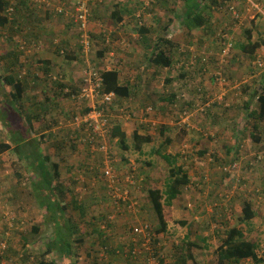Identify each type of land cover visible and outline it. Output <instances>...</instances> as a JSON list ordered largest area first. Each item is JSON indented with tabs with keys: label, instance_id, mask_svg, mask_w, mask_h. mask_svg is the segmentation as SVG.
Returning <instances> with one entry per match:
<instances>
[{
	"label": "rangeland",
	"instance_id": "rangeland-1",
	"mask_svg": "<svg viewBox=\"0 0 264 264\" xmlns=\"http://www.w3.org/2000/svg\"><path fill=\"white\" fill-rule=\"evenodd\" d=\"M37 1H30L28 8L27 6H19L20 3L17 0L16 7H19L18 10L16 9L15 18L18 27L14 28L13 23L0 28V53L5 55L8 50L7 46L11 45L12 50L18 54L20 63L26 65V67L25 65L21 67L19 63L17 64L16 72L19 71V77L24 76L26 70L38 74V77L44 75V67L36 65V58L33 61L34 52L40 54L41 48L61 45L62 40H66L68 49H71L70 45L77 46L78 52L76 49H71L73 55L80 57L83 53V51L81 52L82 49L80 50L78 26L75 18L70 17L67 19L65 14L53 11V8L58 6L59 0H49L50 6L46 2ZM76 1L60 0L59 5L66 2V11L70 14L71 11L68 5ZM258 1L261 3L264 12V0ZM234 3L242 15L241 20L232 17L227 4V6L215 5L213 9L208 10L210 29L214 27L212 32L202 29L189 32L183 25L181 18L186 8L184 0H91L92 16L90 24L95 25V30L98 33L104 30V35L98 34L99 37H94L90 32L94 47L93 60L97 58L95 55L99 49H106L107 54H105V62L104 59L100 61L98 56L99 64L96 65L94 61L90 63L94 64L97 70H104L109 66L115 68L120 65L122 67H119L122 83L127 84L129 79L128 83L135 90L129 98L128 107L120 106V102L115 100L112 105L108 104L107 110L113 111L114 118L111 122L113 128L116 130L117 128L122 129L121 125L124 127L127 143L131 148L128 150L123 149L120 145V137H113L116 135L115 133L106 138L109 144L108 152L92 150L84 142L76 139V145L73 146V139L82 133L74 123V116L77 113H82L83 108L87 105L86 103L74 102L75 109L70 110V113L76 110L75 112H78L75 115L72 113L67 115L50 112L49 114L42 113L38 118L32 117L33 121L42 120L35 122L36 126L29 130L27 124H30L32 119L30 120L28 116L32 113L40 114V110L45 111L42 108L46 105L45 109H49L51 103H47L45 94L41 91V88L44 87L41 85L42 77L32 78L26 76L23 80H25V83L27 82L29 93H27L28 97L26 96V98L30 105L24 104V98H21L16 105L12 103L11 106L4 105L6 108L1 107L0 142L18 138L23 132V136L31 141V143L27 142L26 144L32 146L37 142L40 143V139L35 140L34 136L43 138L45 135L44 141L47 143L45 142L44 148L39 146L40 151L46 153L48 148H52V151L49 152L58 150L64 154L65 158H70L69 162L65 164L68 169L63 170L64 167H62L58 178V185H62L65 189L60 194L56 189V194L53 195L57 201L65 205V219L59 222H52L48 219L49 213L45 209L46 206L42 205L48 196L42 198L39 195V189L33 184L39 177L36 176L38 173L36 170L32 172L29 163H27L31 160L29 155L31 149L34 150V148L24 145V147L19 148L21 152H16L17 149L15 148L8 152H0V162L4 160L3 165L0 166V200L2 203L0 213V264H39V261L43 258L55 260L57 264H101L103 262L106 264L105 261L109 255L118 256L119 254L110 251L109 244L101 246V248L98 245V249L93 253V256L85 254L86 250L90 248V244H93L90 242L92 236L99 235L102 230H107L106 225L103 227V223L105 221L110 223L116 219L117 207L115 206H120L118 211L122 210L121 212H124L130 208L128 205L131 204L115 202L117 201L115 192L108 187V182L103 176L104 167L110 163L114 166L115 175L120 181L119 188L122 192L127 189L130 190L129 197L134 202L132 206H136V204L140 206L144 202L143 199H145L144 204H152L149 197V188L164 190L169 175V164L156 152V149L163 144L164 140L160 134L161 127L166 128V135L174 138L173 144L167 149H163L162 152L179 153L178 162L184 164L192 179L190 184L186 186L182 196L174 200L173 213H170L173 220L169 221L170 228L165 231L168 234L161 232V237L157 236L152 243L153 248L157 250L156 255L159 256V261H166L167 264L180 263L179 254L182 247H178L181 246L182 241L188 239V236H192L196 221L194 220L195 222H192V224L189 223L192 226L191 229L190 226L188 228V226L185 227L186 225H178L177 222L183 220V218L191 220V216L196 215V213L190 214L195 206H203L200 214L207 219L209 213H212L209 211L211 206L216 209L215 206L224 204L226 195L229 196L226 197L227 199L232 198L238 189L241 190L246 187V183L251 187L260 186L264 180V169L260 165L264 161L254 164L255 167L252 171L249 170V165L241 167L234 175H229L224 171V166L226 167L234 160H240V156H247V159H243V161L253 160V157L263 149L260 146L261 144L254 141L248 144L243 139H251L250 136L258 133L257 130L261 133L264 128V123L257 116H248L251 109L249 111L245 110L247 102L245 97L250 96L249 101L255 98V92L263 85L264 78L256 76L261 70L253 69L255 65L258 66L255 62L257 53L264 52L257 51L255 55L249 56L238 51H231L229 56L225 58H222L221 54L224 43L228 42V38L225 41L222 39L224 36L230 37V42L235 45L236 49H240V42H248L245 34L246 29H252L253 40L264 38V13L259 12L262 15L256 18L254 25V22H251L249 17L246 16L247 11L243 10L244 4L241 5L240 0H235ZM118 4H120L119 8L121 10L125 8L128 10V13L125 12L124 21L120 23L111 16ZM46 11L51 13L45 15ZM69 14L66 15L69 16ZM68 21L71 25L69 27L67 26ZM142 25L149 28L146 35L148 45L155 44L156 38L154 41V36L168 37L169 40L177 44L167 50V53L173 57L175 65L158 68L151 63L152 52L147 48L146 42L141 39L140 33L137 31ZM33 29H39L41 36L34 35ZM29 32L32 33V36H28ZM203 33L204 37L201 36ZM7 36L9 37L6 38ZM113 46L117 50L114 51ZM63 50V52L59 50V53L66 55L67 50L64 48ZM9 56L7 55L3 60L6 65H10L9 63L12 62V58ZM91 57V55L90 57L86 56V60H91ZM204 58L206 61H204ZM67 63L70 62L65 64ZM80 64L77 68L83 72L87 65L83 68L85 64H82L81 61ZM236 65H238V69L233 68ZM4 67L0 63L1 103L10 102L11 100L4 90L5 80L2 76L9 72L7 69L4 70ZM182 72H186V77H179ZM260 74L262 77L264 71ZM131 77H134L135 80H131ZM171 77L176 80L171 84H167L166 79ZM132 81H134L133 84ZM31 82L35 83L33 88H30L29 83ZM69 89L72 91V88ZM173 92L177 94L174 104L168 101L165 102L162 99ZM222 93H225V95L223 96ZM58 98L62 101L66 97L59 96ZM70 99L72 100L71 97ZM65 102L67 103V101ZM252 106L254 109L259 107L256 103H253ZM208 108L209 113H207ZM123 113L126 114L124 118ZM243 113H246V115H243ZM245 120L247 121L245 122ZM43 123L48 126L49 131L42 128ZM231 124L235 128L229 131L227 128ZM248 126L249 131L247 130ZM69 129L71 130L69 131ZM114 129L112 132H114ZM136 129L142 134H149L152 137V141L144 145L142 153L133 147V132ZM181 130H186V134L182 138L180 135ZM58 144L59 146H57ZM61 146L69 154L65 155ZM227 146L231 149L234 148V150L226 151ZM236 146L240 147L239 151L235 150ZM24 153L28 155V157L25 156L24 163L29 169L28 175L31 178L27 182H22L21 179L20 181L21 174L15 172L19 158ZM107 156H110V159H106ZM36 158L38 159V156ZM73 160H76L77 163H74ZM104 160H106V163ZM41 164L43 162L39 163V168H41ZM8 170H10V173H6ZM1 174L6 177L4 178ZM129 174L135 175L130 179V183L126 181ZM246 174L249 180L245 179ZM74 181L76 185L73 186ZM216 181L218 184L214 183ZM128 183L131 185L128 186ZM256 189H260V192L254 190L256 194L264 199V192L261 193L263 188L257 187ZM99 196L102 197L99 198ZM48 199L52 202L54 200V198L49 197ZM242 205L243 202L238 201L236 208L239 211H234L236 217L239 218L237 220L239 225H237L245 232L246 229L243 227L246 223H249L250 227L248 233H246L247 238L256 241L259 248H262L264 246V217L260 216L257 220L252 219L244 222L241 220L243 213L240 209ZM262 209L264 210V206ZM214 214H217V210ZM109 216L114 217L109 220ZM218 217L222 219V216ZM143 220H147L152 225L153 232L158 235L157 226L159 225H157L158 220L153 208L150 209V217ZM196 220H199V225L203 223L201 217ZM213 220L217 221L218 219L214 216ZM59 223H66L67 226L59 228ZM73 224L78 229V233L73 228ZM33 227H39V232L33 230ZM58 228L59 231H67L69 236L71 231L76 232V237L82 234L81 231L85 230L86 232L83 234L85 236L83 242L73 241L71 256L64 255L56 248L48 252V244L53 236V240L56 239L57 241L56 245L60 247L65 245L63 240L69 239L67 237L65 239V234H61L62 237L60 235L55 237ZM220 228L221 232L218 229L214 232L218 238L223 239L225 236L223 233L227 227L224 225L223 228ZM212 229L203 228L204 231L201 230L200 232L205 234V232ZM125 230L126 227L122 229V238L129 237L128 232H125ZM119 231L121 230L119 229ZM102 235L105 234L102 233ZM160 239H162V244L158 242ZM125 240L127 241V238ZM169 240H173L172 247L170 244L166 246V241L169 242ZM177 240L181 242H177ZM126 244L127 242L122 243L121 248ZM174 245L179 246L173 247ZM105 246H107V249H105ZM215 251L217 254L214 257L209 258V260L202 258L203 262L201 264H220L221 259L218 258V251ZM161 253L164 255L162 258ZM145 255L147 253L142 254L137 262L147 264ZM128 258L122 256L119 260L121 264H127ZM163 261H160L159 264H163ZM208 261L209 263H207ZM243 261L244 264H264V262H254L252 259Z\"/></svg>",
	"mask_w": 264,
	"mask_h": 264
},
{
	"label": "trees",
	"instance_id": "trees-1",
	"mask_svg": "<svg viewBox=\"0 0 264 264\" xmlns=\"http://www.w3.org/2000/svg\"><path fill=\"white\" fill-rule=\"evenodd\" d=\"M30 1L33 0H21L19 6H27L29 8V3ZM186 3V8L185 11L183 13L182 18V22L183 25L187 28V30L189 32H193L197 29H202L204 31L207 32H212L213 28L210 29L211 24H209L210 22V15H209V11L211 9H213L215 7V5L217 6H225L226 4L229 5L233 4L235 2V0H184ZM237 1V0H236ZM241 5L244 4V8L245 9V0H240ZM9 1L8 0H0V28L5 27L7 24H13L14 23V28L18 27L17 26V22H16V18H15V14H13V17L10 19V17H8L5 14V10L7 8V6L9 5ZM240 4V3H239ZM226 5V6H227ZM18 6V7H19ZM120 4H118L116 7V9L112 12L111 16L116 19V21L118 23L124 21L125 19V12L128 13V10L125 8L124 10H121L119 8ZM16 7V9L18 8ZM73 9V7H72ZM18 10V9H17ZM209 10V11H208ZM74 11V9H73ZM49 11H46V14ZM67 11H64V14L66 15ZM262 14H258L257 16H255L254 19H252V21L254 22L255 25V21L257 20L256 18L258 16H260ZM91 16H92V12H91ZM70 17H74V16H70ZM91 18V17H90ZM13 19V20H12ZM12 20V21H11ZM251 21V22H252ZM22 27V26H21ZM90 32L92 33V35H94V37H99L98 34H100L101 36L104 35V30H102L101 32L98 33V31L95 30V25L94 24H90L89 26ZM140 33V37L142 40H144V42H146L147 48H149V50H151L152 55H151V63L154 66H157L158 68H164V67H172L173 65H175L174 59L171 56V54L167 53L168 48H173L174 46H176L177 44L175 42H172L171 40H169L168 37H158V36H154L153 39L155 41L156 38V42L155 44L153 43L152 45H148V38H147V34L149 32V28H147L146 26H140L139 29L137 30ZM32 33L29 32L28 36H32ZM245 34L247 35V43H243L240 45L241 51L243 53H245L246 55L248 54L249 56H253L256 54L257 51H262L264 52V38L259 39V40H253V31L252 29H246L245 30ZM202 37H204V33L201 35ZM9 36H7L6 38H8ZM224 41L226 40L224 37L222 38ZM221 41V40H220ZM28 43V42H27ZM221 45V44H220ZM29 46V44H28ZM81 49L83 48L82 45L80 44ZM234 47V45H233ZM8 50L7 53L5 55H2L0 53V63L1 66H5L4 70L7 69L9 72L4 74L2 76V78L5 80V87L4 90L7 92V95L10 96L11 100L10 102H0V113H2L1 111V107L2 108H6L4 107L7 105H13L24 97V93L26 92V88H27V83L24 82L22 78V76L19 77V71L16 72L17 70V64L19 63V65L22 67L24 66V64L20 63V58L18 56V54H16L13 50L11 45L7 46ZM92 50L90 55L92 56V54H94V47L93 44L91 46ZM234 49V48H233ZM69 53H67L66 55L68 56ZM7 55H10L9 57H11L12 62L9 63L10 65H6L3 60L5 59V57ZM79 55V54H78ZM97 56H103L104 55V51L99 50L96 52ZM81 56H86L85 53H82ZM70 57H76L75 55H70ZM4 64V65H3ZM97 65V64H96ZM48 69V67H46ZM102 68V67H101ZM99 70V69H98ZM99 72L102 75V79H103V88L104 91L106 92H110V91H114L116 92L117 96H125L128 97L131 95V88H130V84H125V83H121L120 81V75H121V71L119 68H112L109 70H105L103 72H101V69L99 70ZM179 77L183 78L186 77V72H182L179 74ZM176 80L174 77L171 78H167L166 79V83L167 84H171L173 83V81ZM57 83V82H56ZM262 87L259 88L258 91H256V95H257V99L253 98L251 99L249 102H247L245 104L246 108L245 110L249 111L251 109V111L248 113V116L252 115L257 116L258 119H260L263 123H264V81L262 83ZM130 85V86H129ZM58 88H60V91L63 90L65 87H68V85H66V83H64L63 81H59L57 84ZM70 88H72L70 86ZM49 90L46 88H44L43 90V94H45V99L47 101V103H51L53 104V101L49 95ZM72 91L77 92V89L72 88ZM62 93V92H61ZM2 94V93H1ZM70 93L65 92V89L63 91V95L66 97H68ZM176 97L177 94L176 93H170L167 96H164L162 99L166 102H170L172 104H174V102L176 101ZM253 103H256L259 105L258 108L254 109L253 106L251 107V105ZM253 108V109H252ZM3 110V109H2ZM52 110V109H50ZM89 110V107L85 106L83 108V113H86ZM207 113H209V108L207 110ZM35 116V117H34ZM30 120L33 118H38L39 114L36 113H32L30 116ZM4 122H6L3 119ZM260 123V122H259ZM260 125V124H259ZM34 127L33 125V119L30 121V124L28 125V129L31 130ZM258 133H256L255 135H253L254 137H258L255 139V141L258 144L259 139H261L259 141V144H261V146L263 145L262 142L264 140V137L261 138L260 136V132L257 130ZM113 137H117L119 136L120 139V145L123 147V149L128 150L131 148V146L127 143V135L126 133H124L122 130H120L119 128H117L116 130H114ZM160 134L161 136L164 138L163 140V144L160 145V147H158L156 149V152L158 154L161 155V157L169 164V175H168V179L166 181V185L164 190L159 189V188H151L149 189V197L152 203V206L157 214V218L159 221V228H158V233L160 232H165L167 231L168 228V224L169 221L173 220L172 215H170V213L172 212L173 207V203L174 200H176L177 198L181 197L186 186L188 184H190L191 182V176L189 174V172L187 171L186 167L184 166V164L179 163L178 159H179V153L177 154H172L168 151L166 152H162L163 149H167L169 146H171L174 142V138L172 136H168L166 135V128L161 127L160 128ZM186 134V130H181V138L184 137ZM27 135V133H26ZM15 137V136H13ZM28 137V136H27ZM45 137V135L43 136ZM76 137V136H75ZM79 137V136H78ZM78 137L73 139V146H75L76 144V140H78ZM26 136H23V132L22 135L19 136L18 138H12L11 141H9L8 143H4V142H0V152H4L7 150H10V148H12V144L13 143H20L22 141H25ZM76 139V140H75ZM258 140V141H257ZM152 141V137L149 134H142L141 132H139L137 129L134 130L133 132V147L135 150L139 151V152H143V148L144 145L151 142ZM242 141V140H241ZM259 146V145H258ZM240 147L236 146L235 150L239 151ZM231 147L226 148V151L230 152ZM38 162L37 164L39 165L40 162H43V164H41V168L40 169V173H41V178H39L36 182H33L34 185L39 189V195H41L42 198L45 197H49V198H54L53 202L51 200V202L49 203V199L47 197L46 200L43 201L47 202L46 209H47V213L50 214V218L56 220L57 222L62 221V219L64 218V214H65V206H63L61 204L60 201H57V199L53 196L56 194V189L57 191H59V194L62 193V191L65 189L62 187V185H58V178L61 174V169H60V163H61V158L58 154L56 155H42L39 154L38 155ZM241 157V159H240ZM239 159L240 160H234L232 162L235 161H240L241 162V167L243 166H248L249 168L254 167V164H257L259 162L255 161V156L253 157V160H248V161H243V159H247V156H240ZM126 159V158H125ZM3 161L1 160L0 162V166L3 165ZM49 161V164H46V162ZM51 161V162H50ZM261 167L264 169V162L261 164ZM224 171H225V166H224ZM227 174H231L230 172L225 171ZM104 175V173H103ZM77 181V178H76ZM76 185V182H73V186ZM48 193V194H47ZM1 203V200H0ZM2 206V203H1ZM52 215V217H51ZM256 216V212L253 209L252 206H250V204L248 202H245L244 207H243V215L241 217V220L245 221H250L252 219H254ZM49 219V218H48ZM181 223V225H190L188 222L182 220L179 222V224ZM59 228L61 226H67L66 223H59ZM73 228L76 230L77 232V228L76 226L73 224L72 225ZM58 231L55 232V237H58L59 235L62 237L61 234H65V239L66 237L69 239L63 240V244H65L64 246H58L56 245V239L52 240L49 242L48 244V252L53 251L55 248L58 251H61L64 255L67 254H71L72 250H73V241H77L76 238H74V231H71V235L69 236L67 231ZM33 230H35L36 232H39L40 228L39 227H33ZM224 243L222 244V249H221V260H220V264H224L228 261H232L234 262L233 264L237 263L239 264V262L242 259H246V258H251L254 262L257 263H261L264 261V259H262L263 255L258 253V243L256 241H252L250 239L247 238V234L243 231L240 230L239 227H233L231 228L229 231L226 232L225 237L223 238ZM186 245H187V256L186 257H181L179 258V262L180 264H198L195 257L193 256V254H191V249L194 247H197L198 243H196L195 241H192L190 239V237H188V241H185ZM109 249V248H108ZM68 251L69 253H66L65 251ZM39 264H57V261L55 260H46V259H41L39 261Z\"/></svg>",
	"mask_w": 264,
	"mask_h": 264
},
{
	"label": "crops",
	"instance_id": "crops-1",
	"mask_svg": "<svg viewBox=\"0 0 264 264\" xmlns=\"http://www.w3.org/2000/svg\"><path fill=\"white\" fill-rule=\"evenodd\" d=\"M65 3L66 2H64L60 6H65ZM59 4H60V0H59L58 5ZM74 4H75V2H72V4L68 5L69 8H71L72 6H74ZM53 11H55V12L57 11L55 7L53 8ZM49 13H51V12H48L47 14L45 12V15H48ZM62 14H64V13H62ZM70 16H73V14L70 13L69 16L65 15V17L67 19H69ZM67 26L68 27L71 26L69 21L67 22ZM77 26H78V24H77ZM32 31H33L34 35H40L41 36L39 29H33ZM80 35H81V32H80V30L78 28V39H80ZM90 37H91V40H92V35H90ZM240 43L243 44L242 42H240ZM60 44L61 45H56V46H52L51 45L50 47L46 46L44 48H41V50L39 52L40 54L34 52L33 61L36 58L35 59V63H37L36 65H39V66H43L44 67V70H45V74L44 75L38 77L37 76L38 74H34L32 71H29V70H28L29 73L26 70V74L24 76L22 75V78H25L26 76H30L32 78H40V77H42L43 80H42V84L41 85L44 86V87L41 88L42 93H43L44 88L45 89L47 88L49 90L48 92H49V95H50V97H51V99L53 101V104L50 105V108L49 109H45L47 107V105L44 108H42L45 111L40 110L41 113L39 114V116L42 113L43 114H49L50 112L51 113H56V114H67V115L72 113L73 115H75L78 111L75 112L76 111L75 110L74 112H71L70 113V110L75 109L74 102L75 103H79V102L78 101L76 102V101L71 100L70 99V95H68V97L66 96V98L61 101L58 97L59 96L60 97L64 96L63 95V91L67 87H65L63 90L60 91V88H58V86H57L58 82L59 81H63L64 83H66V85H68V88H70V86H71L74 89H77V90L80 89L82 87V85H83V77H82L83 76L82 75L83 72H81V70L80 69L78 70V68H77L78 66L81 65L80 64V61H81L82 64H85L83 66V68H84L91 61L92 62L94 61L95 64H99V62L101 61V59H104L105 58V54H107L106 53V49H99V50L104 51V55L103 56H100V61L99 62H98V56L97 55H95V57H97V58L95 60H93L94 54L92 55L91 60L90 59H87L86 60V56H80V57L79 56H76V57H73L72 58V57H70V55L72 54L71 53V49H76V51H77V46L76 45H70L71 46V49H68L66 47V46H68L67 43H66V40L65 41L62 40V42ZM79 44H81V43H79ZM114 47L115 46L112 47L113 50L114 51H115V49L117 50V48L116 47L114 48ZM63 48L67 50V53H69L68 56L67 55H61L59 53V50H60V52H63L64 51ZM233 48H232L233 49L232 51L241 52L243 55L245 54V53H243L241 51V48L240 49H236L235 45H234ZM80 50H81V47H80ZM82 51L83 50H81V52ZM87 57H90V56H87ZM233 60H235V59H233ZM119 61H121V59H119ZM66 62H70V63L65 64ZM104 62H105V59H104ZM238 65L234 66L233 68L234 69H238ZM255 66H254V69L253 70H257V71L258 70H261L260 73H262V71H264V67H260V66H256L255 67ZM25 67H26V65H25ZM46 67H48V69ZM119 67L122 68L120 65H119ZM119 67H115V68H119ZM109 69H112V68L109 66L108 68H104V70H101V72H103L105 70H109ZM260 73H258L256 76L257 77H260V78H264V75L261 77V74ZM130 79L131 80H135L134 77H131ZM128 80H127V83H128ZM34 81H36V80H34ZM120 81L122 83L121 75H120ZM133 83H134V81H132V84ZM29 84H30V88H33V85L35 83L34 82H31ZM27 88H26V92L24 93V97H23L24 98V102H25L24 104L30 105V103L28 102V99L26 98L27 93H29V90ZM130 88H131V95L130 96H128V97H125V96H117V98L115 99L116 102H120L119 103L120 106L128 107V104L127 103L129 102V98H131V96L134 94V91H135V90L132 89L131 86H130ZM249 98H250V96L245 97V100H247V102H249ZM65 101H67V103ZM80 103H83V102H80ZM109 105H112V103L109 104ZM109 105H107V110H108ZM50 109H52V110H50ZM53 109H56V110L54 111ZM132 110L134 111V109H132ZM107 113L109 115V119L111 118V121L110 122H112V119L114 118L113 111H108ZM125 115L126 114L123 113V118L125 117ZM243 115H246V113H243ZM40 120H42V119H39V121ZM39 121H33L34 127L36 126V123L35 122H39ZM44 121H45V119H44ZM246 121L247 120H245V122ZM228 122L231 123L230 121H228ZM27 125H29V124H27ZM121 127H122V129H120V130H122L124 133H126L124 131V127L122 125H121ZM42 128H46V131H49L47 129L48 126H46V124H44V123L42 124ZM234 128L235 127L233 126V124H231V126H229L227 128V130L231 131ZM248 128H249V126L247 127V130H248ZM241 129H242V127H241ZM70 130L71 129H69V131ZM248 131H246V132H248ZM111 135H113V132H112ZM260 136H261V138L264 137V128L262 129V132L260 133ZM250 137H251V139L250 138H247V139H243V140L244 141H247L248 144L249 143L251 144V143H253V141L256 142L255 139L258 138L256 136L254 137L253 135L250 136ZM45 138L46 137H43V138H40L39 137V138H37L36 136H34V139L35 140L36 139H40L39 141H40L41 144L37 142L35 144H32V146H30L29 144H26L27 142L28 143H31L30 139H27L26 138V140H25L26 142L25 141H22L20 143H13L11 145L12 148H10V150L11 149H14V148L17 149L16 152H21V149H19V148L24 147V145L34 148V150L31 149V152H30V150H28L30 152L29 158L31 157V160H29L27 163H29V168L31 169L32 172H35V170L37 171L38 174L36 176L37 177L39 176L37 178V180L42 177L41 176V173H40L39 166L37 164V162H38L37 160L38 159L36 158L39 154H42L44 156L45 155H56V154H58L60 156V158H61L60 169L62 167H64L63 170H67L68 169V167H65V164L67 162H69V160H70V158H65L64 157V154L60 153L58 150H56L55 152H49V151H52V148H48V150L46 151V153L44 151L43 152L40 151L39 150L40 149L39 146H41V148H42L47 143L46 141H44ZM260 140L261 139H259V141ZM259 141H258V144H259ZM1 142L8 143L9 141H1ZM262 142H264V140ZM262 142H260V143H262ZM48 144H49V142H48ZM57 146H59V144ZM61 148H62L63 152L65 153V155L69 154L68 151L67 152L65 151V148H63V146H61ZM58 149L60 150V148H58ZM10 150H7V152L10 151ZM29 152H26V153H29ZM26 153H24V155H22V157L20 156L19 161H18L17 169L15 170V172L21 174V177L19 178V180L21 179L22 182H27V180H30L31 179V178H29V175H28L29 174V169L27 168V166L24 163L25 156L28 157V155ZM123 161H125V160L123 159ZM73 162L74 163H77L76 160H73ZM104 162L106 163V160H104ZM46 164H49V161L46 162ZM254 167L249 168V170L250 171L254 170L253 169ZM2 173H3V171H2ZM6 173H10V170L6 171ZM1 175L4 176V174H1ZM5 177L6 176H4V178ZM245 179L246 180H249V177L247 176V174H246ZM246 180H245V182H246ZM36 181H34V182H36ZM214 183H217L218 184L217 181L214 182ZM105 185H107V183H105ZM229 186H231V185L229 184ZM257 187H262L264 189V180H263V182H261L260 186H255V187H251L249 184L246 183V187L245 188H242L241 190L238 189L235 192V195L232 196V198H230V199H227L226 196H225V198H224L225 199V203L224 204H222L221 206H215L216 209L215 208H212V206H211V209H209V211H211L212 213H209V216H208L207 219H205V217L200 214L201 208L203 206H195V208H193V210L190 211V214L191 213H196L195 216H191L192 217L191 220H189L188 218L187 219H184L183 218L184 221H186V222H188L190 224H192V222L194 223L196 221V225H195L196 228L194 227L193 231L191 230L193 237L192 236H188V237H190V239L192 241H195L196 243H198L197 247H194V248L191 249V254H193V256L195 257V259H196V261H197L198 264H201L203 262L202 261V258H207V260H209V258L214 257V255L217 254L215 250L218 251V258L220 260V258H221L220 252H221V249H222V244L224 243V240L225 239L218 238V236L215 234L214 231L216 229L219 230V229H221L220 227L223 228V226L226 225L227 228H226L225 232L223 233V234H226V232L229 231L231 228H233V227H239L238 226L239 223L237 222V220L239 218L236 217V215L234 214V211H237L238 210V208H236V204L238 203V201L239 202H243V205H242V207L240 209V211H242V213H243V207H244L245 202H248L250 204V206H252L253 209L256 212V216H255L254 219L257 220V219H259L260 216L264 217V215H263V211L264 210L262 209V207L264 206V199L261 196H259L258 194H256V192H255L254 189H256ZM149 189H151V188H149ZM34 190H36V189L34 188ZM101 197L99 196V198H101ZM49 201H51V200H49ZM143 201L145 202V199H143ZM144 202L141 203V205L139 204L140 206H134L132 209H127L124 212H121L122 210L118 211V209H117V212H116L117 215H115V216H117V217H115L116 219H114L113 222H110V223L107 224V230H105V231L102 230V232L100 231V234L99 235L92 236V238L90 239V242H92L93 244H90V248H88L86 250L85 254L86 255L89 254V255H92L93 256V253L96 252L97 249H98V245H100V248H101V246H104V245L109 244L110 245L109 248L111 249L110 251H113V253H117V255L118 254L119 255L118 256H111V255H109L107 257L106 261H105L106 264H121V262H120L119 259L122 256L125 257V258H127V257L130 258V259L129 258L127 259V264H141V262L140 263L137 262V261L140 260V258L134 259V258H132L130 256V253H128V250L131 248V236H130V229H129V227L133 223H137V222H140V221H147V220H143V219H146V218L148 219L150 217V209L153 208V206L150 203H147V204L145 203L144 204ZM42 205L43 206H48L47 205V202L42 203ZM147 205H149V206H147ZM63 206H65V205L63 204ZM153 210H154V208H153ZM216 210H217V214H214V212ZM119 212H121V213H119ZM156 216H157V214H156ZM214 216L216 217V219H218L217 221H214L213 220V217ZM218 216H222V219L219 218ZM199 217H201L202 220H203V223H201V225L198 224L199 220H196ZM48 218H49L50 221L52 220V222H57L56 220H53V219L50 218V214H49V217ZM157 220H158V218H157ZM180 221H182V220H180ZM180 221L177 222L178 225H179V222ZM205 221H207V222L204 223ZM157 222H158L157 225H160L159 224V221H157ZM173 224H174V222H173ZM187 226H188V228L190 226V229L192 228L191 225H186L185 227H187ZM125 227H126L125 232H128L127 234H129V237L125 236V238H122L123 235H122L121 232H122V229H124ZM157 227L159 228V226H157ZM249 227H250V224L249 223L248 224L246 223L245 224V227H243V228L246 229L245 233H248ZM169 228H170V224H168V228L167 229H169ZM203 228L204 229H206V228H209V229L210 228H213V229L211 231L208 230V232H205V234H203L202 232H200L201 230L204 231ZM119 229L121 231H119ZM240 230H243V229L240 228ZM219 232H221V230H219ZM81 233H80L81 235L79 237H76L75 236L76 235V232H75V234H74L73 237L76 238V240H79L80 242H83V239L85 240V236H83V234H85L86 232H85V230H83V231H81ZM102 233H104L105 235H102ZM165 233L168 234L167 232H164L163 234H165ZM157 236L160 238L161 237V232L158 233V235H156V238H157ZM126 238H127V241L125 240ZM161 241H162V239H160V241H158V242H160L162 244ZM186 241H188V239ZM124 242H127V244L125 246H123V248H121L122 243H124ZM177 242H181V241L180 240H177ZM172 243H173V240H169V242L166 241V246L168 244H170V246H171ZM181 243L182 244H181L180 247H178L179 245L178 246L174 245L173 247H178V248H181L182 247L179 256L186 257L187 254H188V252H187V250H188L187 249V245H186L185 241H182ZM94 245H95V248H94ZM105 249H107V246H105ZM65 252L66 253H69L67 250ZM258 253L261 254V255H263L262 259H264V246H262V248H259L258 249ZM106 254H107V252H106ZM67 255H69V254H67ZM70 256H71V254H70ZM162 256H164L163 253H161V258H162ZM247 259H249V261L251 260V258H246V260ZM243 260H245V259H242L239 262V264H244V261ZM160 261H163V260H160ZM207 263H209V261ZM233 263L234 262H232V261H228V262H226L224 264H233ZM101 264H104V262L101 263ZM163 264H167V262L166 261L165 262L163 261ZM235 264H237V263H235Z\"/></svg>",
	"mask_w": 264,
	"mask_h": 264
},
{
	"label": "built area",
	"instance_id": "built-area-1",
	"mask_svg": "<svg viewBox=\"0 0 264 264\" xmlns=\"http://www.w3.org/2000/svg\"><path fill=\"white\" fill-rule=\"evenodd\" d=\"M10 4L7 6L5 10V14L10 17V19L13 17V14L16 12V1L17 0H9ZM37 1V0H36ZM43 3H47V5L50 6L49 0H40ZM21 2V0H19ZM38 2V1H37ZM91 0H77L72 8H69L71 13L73 14L75 21L78 24V28L81 32L80 35V43L82 45L83 53H85L86 56H90L91 53V46H92V40L90 37V31H89V24H90V17L92 12V6ZM66 6H60L58 5L56 7V10L58 13H64L66 11ZM244 11H247L246 16L249 17V19L255 18L260 13H264L262 10V5L258 0H245V9ZM229 12L232 15L233 18L236 20H241L242 15L240 11L238 10L235 3L229 5ZM260 12V13H259ZM66 14H69V12H66ZM242 22V21H241ZM90 34V35H89ZM225 38H228L227 36H224ZM233 43L228 40L227 43H224V47L222 49L221 57L225 58L228 57L230 52L232 51ZM256 64L260 67H264V53H257L256 55ZM204 61L206 59L204 58ZM83 85L80 89H78L77 92L71 91L69 88L65 89V92L70 93V97L74 101H78L86 103L87 107H89V110L86 113H77L74 116V123L80 128L81 135L79 134L78 140L81 142H84L86 145H88L92 150H100L104 152H108L109 144L106 141L107 136H110L112 133L113 126L110 122L108 111H107V105L112 103L116 98L117 94L114 91L106 92L103 88V79L102 75L97 70L96 67H94V64L91 63L87 64L86 69L83 71ZM224 96L225 93H222ZM257 99V95L255 96ZM150 110V108H148ZM83 134V135H82ZM262 150L255 155V161L261 162L264 161V142H262ZM261 146V145H260ZM106 159H110V156H107ZM241 168V162L235 161L230 162L226 167L225 171L230 172V175H234L239 169ZM114 166L110 164H106L103 170L104 178H106L108 182V187H110L114 192L115 196L117 198V202H126L129 204L128 206L132 209L134 206L132 204L134 203L131 197H129L130 190H125V192H122L119 188V179L115 175ZM134 173V172H131ZM132 177H135L134 174H129L127 176L126 181H130ZM125 181V178H124ZM130 183V182H129ZM127 184L128 186L131 184ZM119 191H117V190ZM258 191H260L258 189ZM1 197V193H0ZM114 199V197H112ZM115 203V204H117ZM136 203V202H135ZM138 204H136L137 206ZM117 209H119L120 206H115ZM0 213H1V203H0ZM114 216H109V220L113 219ZM109 222V221H108ZM108 222L104 223V226ZM131 231V248L128 250V253H130V256L134 259L140 258L142 254L147 253L146 261L147 264H159V256L156 255V248H153V242L156 239V234L153 232L152 225L148 221H140L137 223H133L130 226Z\"/></svg>",
	"mask_w": 264,
	"mask_h": 264
},
{
	"label": "clouds",
	"instance_id": "clouds-1",
	"mask_svg": "<svg viewBox=\"0 0 264 264\" xmlns=\"http://www.w3.org/2000/svg\"><path fill=\"white\" fill-rule=\"evenodd\" d=\"M9 1V0H8ZM9 3H10V1H9ZM254 19V18H253ZM251 21H252V19H251ZM113 130V129H112ZM257 192H260V191H258V189H255ZM260 190V189H259ZM264 192V189H262V192L261 193H263ZM226 197L228 198L229 196L228 195H226Z\"/></svg>",
	"mask_w": 264,
	"mask_h": 264
},
{
	"label": "flooded vegetation",
	"instance_id": "flooded-vegetation-1",
	"mask_svg": "<svg viewBox=\"0 0 264 264\" xmlns=\"http://www.w3.org/2000/svg\"><path fill=\"white\" fill-rule=\"evenodd\" d=\"M225 38V37H224ZM227 40V38H225ZM228 40H230V37H228Z\"/></svg>",
	"mask_w": 264,
	"mask_h": 264
}]
</instances>
